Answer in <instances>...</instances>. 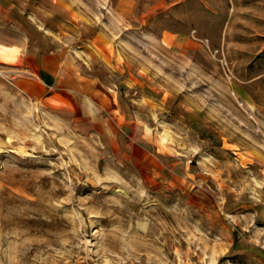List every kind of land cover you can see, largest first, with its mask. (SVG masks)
I'll return each mask as SVG.
<instances>
[{
    "label": "rangeland",
    "instance_id": "obj_1",
    "mask_svg": "<svg viewBox=\"0 0 264 264\" xmlns=\"http://www.w3.org/2000/svg\"><path fill=\"white\" fill-rule=\"evenodd\" d=\"M14 1L80 73L0 61V264H264V0Z\"/></svg>",
    "mask_w": 264,
    "mask_h": 264
},
{
    "label": "crops",
    "instance_id": "obj_2",
    "mask_svg": "<svg viewBox=\"0 0 264 264\" xmlns=\"http://www.w3.org/2000/svg\"><path fill=\"white\" fill-rule=\"evenodd\" d=\"M131 1L132 0H119V9L121 13L126 14L132 10ZM15 5L14 0H0V22L10 25L13 24L14 21L11 13ZM4 47L9 49V51L4 53L3 50L0 49V61L9 65L10 68H15L22 72L33 73L34 76L40 79L42 82L40 85H43L44 89L50 90L57 84L69 85L73 84L74 81L77 83L79 81L78 75L80 70L78 65L74 64V61L62 52L52 51L50 53H41L39 51H29L27 47L26 49L25 47H14L13 45H4ZM15 48H18L19 52L14 51Z\"/></svg>",
    "mask_w": 264,
    "mask_h": 264
}]
</instances>
